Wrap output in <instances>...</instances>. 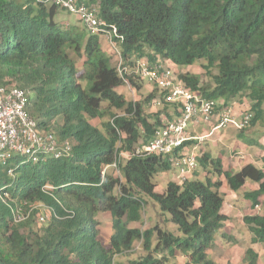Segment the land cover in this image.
Listing matches in <instances>:
<instances>
[{
  "label": "trees",
  "instance_id": "obj_1",
  "mask_svg": "<svg viewBox=\"0 0 264 264\" xmlns=\"http://www.w3.org/2000/svg\"><path fill=\"white\" fill-rule=\"evenodd\" d=\"M79 1L94 7L106 28H116L123 66L142 57L176 66L203 60L207 73L216 70L213 85L177 73L184 85L214 100L217 109L245 95L254 111L249 124L264 128V0ZM58 11L41 0H0V85L28 91L27 110L38 127L71 142L67 153L35 163L19 155L0 159V264H114L136 240L146 253L131 264H165L177 253L186 258L181 264H213L207 252L228 219L220 187L226 183L236 191L248 181L257 183L244 192L256 205L264 195V171L248 162L233 172L221 158L201 151L197 162L206 171L203 179L194 170L183 182L169 181L156 191L153 177L170 163L136 149L162 123L160 112L145 115L139 103L127 100L119 87L127 82L138 89L140 77L133 70L120 75L116 55L111 51L114 63L103 49V35L59 23ZM153 89L146 100L161 99ZM122 154H127L123 163ZM258 157L264 166V152ZM114 162L121 180L105 172ZM140 194L168 214L177 235L157 225L128 226L140 219ZM38 206L50 209L45 221L36 216L45 222L39 227L34 223ZM99 212L111 215L106 243L95 218ZM243 219L251 241L264 243V213ZM245 257L246 264H257L252 248Z\"/></svg>",
  "mask_w": 264,
  "mask_h": 264
},
{
  "label": "built area",
  "instance_id": "obj_2",
  "mask_svg": "<svg viewBox=\"0 0 264 264\" xmlns=\"http://www.w3.org/2000/svg\"><path fill=\"white\" fill-rule=\"evenodd\" d=\"M41 1L55 4L66 9L68 13L77 15L88 32L102 34L108 47L116 55V66L120 75L123 71L126 72V68H133L141 80L147 79L149 85L162 93L161 99L155 97L152 101L154 105H170L169 118L162 121L145 145L136 149V154H152L165 158L170 163V169L177 170L179 183L189 178L198 168V145L221 128L242 129L253 117L251 112L237 117L228 106L217 109L214 100L202 98L186 87L175 70L160 60L151 62L142 57L134 61L132 68L123 66L122 54L117 44L122 37L117 36L115 27L106 28L105 21L98 16L94 7L79 0ZM28 96L29 92L25 89L14 85H0V159L3 162L19 155L35 163L46 156L59 157L71 148L69 140L61 141L54 133L38 127L37 121L27 110ZM217 103L221 104L220 101ZM202 122L208 124L209 130L203 134H195L193 127ZM123 155L127 157V154ZM107 167L117 168L118 165L114 162L105 166ZM7 172L13 175L11 168ZM255 208L259 209L257 204ZM19 218L17 219L20 220ZM39 219L45 221L42 215Z\"/></svg>",
  "mask_w": 264,
  "mask_h": 264
},
{
  "label": "rangeland",
  "instance_id": "obj_3",
  "mask_svg": "<svg viewBox=\"0 0 264 264\" xmlns=\"http://www.w3.org/2000/svg\"><path fill=\"white\" fill-rule=\"evenodd\" d=\"M55 20L62 24H77L80 28L84 27L77 15L68 13V11L63 8H59ZM102 46L105 52L113 56V60L116 59L104 41L102 42ZM161 62L164 65H168L172 70H175L176 74L184 72L195 74L199 77L202 84L213 85L211 75L216 73V70L214 69L211 70L210 73H207L203 66V60L187 66H176L167 59H161ZM114 63H116L115 60ZM127 66L132 68L133 64ZM129 71L130 70L126 68V73ZM153 88L152 85L147 83V79H143L141 80L140 88L136 89L131 86L130 83H125L119 87V91L127 100L139 103L145 115L160 112V117L164 120V109L169 111L170 105H154L151 99L146 100L147 95L154 91ZM227 106L231 109V113L237 117L247 112H251L252 115H254L250 101L245 95H238L229 100ZM91 123L99 125L100 119H93ZM208 130V124L203 122L193 127L195 134H203ZM240 134L244 136H240ZM248 137H250L251 142L245 141ZM198 150L200 153L201 151H209L213 157L221 158L222 165L226 168H230L233 172H236L242 164L248 162L254 163L264 171V166L258 157L261 152H264V128L259 123L255 125L248 124L239 130L233 127L221 128L216 131L213 136L206 138L201 145H198ZM125 159L123 154L119 158L122 163ZM105 172L120 180L122 179V173L118 167H107L105 168ZM195 172L196 176L200 179H203L206 174V171L200 166L196 168ZM177 173L176 169L171 168L165 172L156 174L153 177V181L156 183L155 190L162 192L167 182L177 181ZM209 176L212 175L209 174ZM257 187L258 184L251 181L246 182L242 188L236 191L230 189L226 183H223L220 187V192L224 199L223 212L228 219L216 233L214 246L207 252L213 264H246L245 256L248 248H252L258 254L257 264H264V243H253L251 241L252 233L243 219L246 215L264 213V195L258 198V210L255 208V203L244 196L245 191L253 190ZM117 190V188L114 189L113 193H117ZM139 196L143 202L140 209V219L138 221H131L128 226L144 230L157 225L160 226L161 229L171 231L172 234L177 235V228L168 220V214L161 212L158 205L151 198L143 194ZM13 208L16 209L17 206H13ZM36 209L34 223L39 227L45 222L42 223L39 221V223L36 220V216L41 214L47 219L50 215V209L46 206H38ZM95 218L99 221L100 239L102 242L106 243L112 233L111 215L109 212H99L96 214ZM19 219H21V217ZM145 253L141 241L136 240L131 250L115 256L114 264H131L133 260L140 258ZM185 260L186 258L183 255L177 253L173 258H169L165 264H181L185 262Z\"/></svg>",
  "mask_w": 264,
  "mask_h": 264
},
{
  "label": "crops",
  "instance_id": "obj_4",
  "mask_svg": "<svg viewBox=\"0 0 264 264\" xmlns=\"http://www.w3.org/2000/svg\"><path fill=\"white\" fill-rule=\"evenodd\" d=\"M169 111H170V110H169ZM169 111H168V112H169ZM244 164H245V163H244ZM242 165H243V164H242ZM224 167H225V166H224ZM175 180H176V179H175ZM176 182H178V180H177ZM178 183H179V182H178Z\"/></svg>",
  "mask_w": 264,
  "mask_h": 264
}]
</instances>
